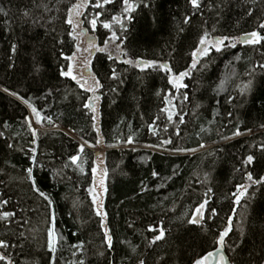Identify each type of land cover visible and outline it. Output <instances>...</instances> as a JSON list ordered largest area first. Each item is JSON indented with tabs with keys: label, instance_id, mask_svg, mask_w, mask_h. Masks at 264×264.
I'll return each instance as SVG.
<instances>
[{
	"label": "trees",
	"instance_id": "obj_1",
	"mask_svg": "<svg viewBox=\"0 0 264 264\" xmlns=\"http://www.w3.org/2000/svg\"><path fill=\"white\" fill-rule=\"evenodd\" d=\"M129 2L131 12L123 0H0V215L14 214L0 219V264H192L216 247L232 214L231 264H264V185L247 179L264 177V40L211 49L190 69L205 33L264 36V0H200L198 9L190 0ZM76 5L104 49L89 61L95 95L61 75L78 44ZM185 71L186 87L169 83ZM93 96L95 112L84 107ZM28 108L74 137L60 129L33 136ZM97 160L107 173L100 216L89 191ZM30 167L51 204L32 190ZM241 185L247 193L236 204ZM205 201L203 219L189 224ZM49 228L60 237L54 254ZM159 230L164 238L152 244Z\"/></svg>",
	"mask_w": 264,
	"mask_h": 264
},
{
	"label": "snow or ice",
	"instance_id": "obj_2",
	"mask_svg": "<svg viewBox=\"0 0 264 264\" xmlns=\"http://www.w3.org/2000/svg\"><path fill=\"white\" fill-rule=\"evenodd\" d=\"M110 2H112V0H102V3H101V0H97V3H96L95 6L96 7H101L103 4H108ZM123 3L125 5V9L124 10L126 12H131L132 10H134L133 6L130 4L129 0H123ZM190 3L192 4L194 9H198L200 7V0H190ZM74 7H79V5H76ZM69 11L71 12V9ZM25 15H27V13H25ZM249 15H251V13H249ZM67 22L69 24H72L71 16H69V19H68ZM96 23H97V21L95 19H93L91 21V24H92L94 29H95ZM185 23H188L187 19L185 20ZM104 27L108 28L109 25L105 24ZM259 28L264 29V23H261L259 25ZM110 39L115 40V39H117V37L115 36V34H113V36ZM262 40H264V36H262L257 31H252V32H249V33H245L244 36H241V37L224 36V37H221V38H216L214 40H209L208 39V34L205 33L200 38L199 45L197 46L196 50L194 52H192L193 61H192V64L190 66V69H195L197 67V63H198L197 57L207 56L208 53H209V50L211 48H213V47L215 48L216 52H221L222 49H224V48H235L237 43L246 44V45H255V44H260ZM226 41H229V43H225ZM105 46H107V42H106ZM201 46H204V47H201ZM103 50L104 49H97V51H103ZM14 51H15V45H13V52ZM237 59H239V57H237ZM125 63L131 64L133 62L131 60H129V61H125ZM136 64L137 65H143L144 67H153V66H155L156 62L155 61H136ZM159 67L162 70L166 71V72H171V69H170V67L167 64L160 65ZM262 67H264V65H262ZM189 74H190V71H185V72L179 73L178 76H172L169 79V83L174 84L177 88L186 87V85H183L180 82L185 77L189 76ZM61 75L62 76H71L72 79H76L75 76H72V67H71V65L68 66V70L66 72L62 70L61 71ZM92 79L95 81V84H94V86L92 88L85 89L86 91L95 92L100 87V82L98 80H96L95 77H92ZM84 83H87V81H85ZM250 84H251V81H249L248 85H245V88H248L250 86ZM81 86L83 87V85H81ZM222 86H223V84H221V87ZM4 91H8V90L4 89ZM9 94L15 95V93H9ZM96 99H99V97H96ZM184 99H187V97L185 96ZM84 107L90 109L92 112L96 111L95 107L92 105L91 102L86 103L84 105ZM32 111H33V113H36V110L34 108L32 109ZM36 115H37V123H39L41 117H39L38 113H36ZM171 117H172V114L170 113L169 114V119H171ZM92 119L95 120V116H93ZM181 123H183V117H181ZM29 127H31V125H29ZM93 127L95 128V125H93ZM240 134L241 133L239 132V130H237L234 133V135H240ZM35 135H36V133L33 132V136H35ZM226 139H229V138L226 137ZM128 142L132 143V138L131 137H129ZM169 142L170 141H166L165 143H169ZM10 147H11V145H10ZM79 151L83 152V147H81L79 149ZM78 159H79L78 156L71 157V161H72L73 164H76ZM253 161H254V156L249 155V156H247V158L244 161V163L245 164H252ZM95 171H96V169H93V173H95ZM27 173H28L29 180H31V182H32V190L34 192H37L45 200H48L49 204H51L52 202H51L50 198L47 195H45L43 192L40 191V189L38 188L35 180L33 179V177H32V168L31 167L27 169ZM106 175H107V173L105 171V176ZM156 175H157V173L153 172V176H156ZM247 179L249 181H251L252 184L264 185V177H261L260 179L254 180L252 174L249 173L247 175ZM247 187L248 186L241 185L237 189V192L239 194L238 195L234 194L235 197H236L234 203H236V204L240 203L241 198L244 197L246 195V193H247ZM89 191H90V193L92 192L91 189ZM104 191L106 192L107 188H104ZM96 199H97L96 195L93 194V203L96 202ZM3 203L6 204L7 201H4ZM206 203H207V201H205L204 203L200 204L199 208L196 210V216H194V217H192L191 219L188 220L189 224H197L199 222V220L203 219V213H202L201 210L204 208ZM102 207H103V205L101 204L100 208L102 209ZM96 214L98 216H100L101 215V210L98 209ZM213 214H215V212H213ZM13 215L14 214L11 213V212H5L2 215H0V219H7V218H9V217H11ZM103 215H104V218L106 219L107 218V214L104 213ZM53 221H54V215H53ZM231 223H232L231 220H229V227H227L223 232L220 233V235L218 237V240L216 241V243L218 245H220L221 247H217L215 252L209 251L206 255L196 259L194 261V264H209V258L210 257H218L219 258V264H230V262L227 260L225 255L222 253V246L225 243V237L228 236L229 232L232 231ZM101 226L103 227V222H102ZM148 231H156V230L153 229V228H149ZM104 233H105V241L108 244L109 248H111L112 247V237L109 235L108 228H106V227L104 228ZM164 235H165L164 230H159V233L153 237V239L151 240V243L155 244L157 241L162 240L164 238ZM58 239H60V237H58V235L56 234L55 229L54 228H49L48 229V249L53 254L55 253L56 244L58 242ZM2 247H7V245L3 241H0V248H2ZM81 247H82V245H81ZM233 251H234V249H233ZM4 259H5V257L0 255V260H4ZM9 264H10V262H9ZM80 264H83V261H81ZM141 264H143V261H141Z\"/></svg>",
	"mask_w": 264,
	"mask_h": 264
},
{
	"label": "rangeland",
	"instance_id": "obj_3",
	"mask_svg": "<svg viewBox=\"0 0 264 264\" xmlns=\"http://www.w3.org/2000/svg\"><path fill=\"white\" fill-rule=\"evenodd\" d=\"M80 1H81V3H83V1H86V0H80ZM81 12H82L81 7H79L78 9H76V13L74 14V21H75V23L73 24L74 36L76 37L78 44H77V47H76V50H75L73 56L70 59L71 60L70 65L72 67V76H75L82 85H85V87L87 89H90L92 87V85L95 84V81L92 79V77L84 76L82 71L89 67L91 52L93 51L95 53V51L98 49V46H97L96 36L93 35L92 33H89L88 31H86V32H88L86 34H92L96 38V43L95 44H86L85 43V35L82 34V32H81L85 28H83L81 26L80 19H79ZM209 40H212V39H209ZM201 47H204V46H201ZM211 49H215V48L213 47ZM85 81H87V83H84ZM91 93L93 95H95V92L91 91ZM93 100H95L94 96L92 97V99L90 101L91 103H93V106H94L95 101H93ZM39 117H41V116L39 115ZM27 122H28V125H31V127H29V128H30V131L32 133L33 132L37 133V131H39V130L60 129L64 132H66V134L74 137L71 132H67L66 130L61 129L58 126L44 125L42 117H41L39 123H37V115H36V113H33L31 108H28ZM95 149H97V150H95ZM93 150L97 153V155H99L103 151L102 148L101 149L94 148ZM191 153H193V152H190V154ZM97 159L100 160V157L98 156ZM98 160H97L96 165L93 168V169H96L95 173H93V170H92L94 178H93V183H92V188H91V190H92L91 199L93 201V194H95L97 197L96 202L94 203L95 211L97 212V210L100 209L101 213H103V207L101 209L100 205L103 201V197H104V193H105L104 188L106 186V179H105V175L102 173V170H101V163ZM245 186H247V185H245Z\"/></svg>",
	"mask_w": 264,
	"mask_h": 264
},
{
	"label": "water",
	"instance_id": "obj_4",
	"mask_svg": "<svg viewBox=\"0 0 264 264\" xmlns=\"http://www.w3.org/2000/svg\"><path fill=\"white\" fill-rule=\"evenodd\" d=\"M81 32H82V34L85 35V43L86 44H95L96 43V38L92 34H86L87 32H86L85 29H83ZM138 61H140V60H138ZM139 66L144 67L143 65H139ZM82 73H83L84 76H90L91 75L90 67L84 69L82 71ZM92 105H93V103H92ZM232 219H233V214L230 216L229 220H231V222H232ZM227 227H229V221H228ZM226 237H225V239H226ZM217 247H221V246L216 243V247L213 250H211V251L215 252ZM222 253L225 255L227 260L230 262V260L228 259L227 255L225 253L224 245L222 246ZM192 264H194V263H192ZM209 264H219V258L218 257H210L209 258ZM230 264H231V262H230Z\"/></svg>",
	"mask_w": 264,
	"mask_h": 264
}]
</instances>
